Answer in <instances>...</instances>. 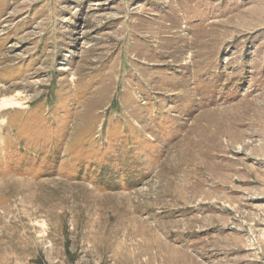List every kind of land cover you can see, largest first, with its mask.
I'll return each mask as SVG.
<instances>
[{"label": "rangeland", "instance_id": "rangeland-1", "mask_svg": "<svg viewBox=\"0 0 264 264\" xmlns=\"http://www.w3.org/2000/svg\"><path fill=\"white\" fill-rule=\"evenodd\" d=\"M0 264H264V0H0Z\"/></svg>", "mask_w": 264, "mask_h": 264}, {"label": "bare ground", "instance_id": "bare-ground-1", "mask_svg": "<svg viewBox=\"0 0 264 264\" xmlns=\"http://www.w3.org/2000/svg\"><path fill=\"white\" fill-rule=\"evenodd\" d=\"M10 105H14V106H19V102L15 99H3V100H0V108H2L3 106H10Z\"/></svg>", "mask_w": 264, "mask_h": 264}]
</instances>
